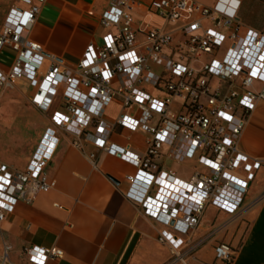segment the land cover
<instances>
[{
    "label": "built area",
    "instance_id": "obj_1",
    "mask_svg": "<svg viewBox=\"0 0 264 264\" xmlns=\"http://www.w3.org/2000/svg\"><path fill=\"white\" fill-rule=\"evenodd\" d=\"M18 1L23 6H10L0 22V48L8 46L15 53L11 66L0 69V86L27 80L37 89L32 102L47 111L63 84V103L62 109L51 113L24 169L0 162V221L17 201L31 202L55 186L45 165L59 134L65 132L83 136L97 150L134 166L135 172L125 176V196L164 227L157 240L169 244L175 259H181L183 236L197 226L204 209L212 205L236 213L254 171L264 164V159L251 158L238 148L248 115L257 101H264V34L253 29L240 33L239 0L234 6L233 0H216L211 6L196 0H149L148 13L168 22L187 21L179 27L181 38L174 47L171 31L147 25L141 30L144 41L138 43L132 12L139 0H110L99 22L112 30L102 35L101 44L88 42L74 65H61L26 34L44 0ZM202 20L210 25L204 26ZM227 40L221 59H209ZM170 45L174 49L165 52ZM184 48L186 52L181 53ZM177 53L189 63L174 60ZM202 57L201 65L192 66ZM45 58L49 66L40 73ZM146 85L165 95L152 96ZM116 98L122 112L107 119L105 108ZM176 100L182 111L173 109ZM116 126L142 129L147 134L144 152L110 142ZM163 146L170 159L194 160L201 168L186 179L172 169L160 168L154 159ZM7 250L0 264H6ZM24 252L36 264L64 254L56 246L37 245L25 247ZM214 255L222 264H233V249L227 242H218Z\"/></svg>",
    "mask_w": 264,
    "mask_h": 264
},
{
    "label": "crops",
    "instance_id": "obj_2",
    "mask_svg": "<svg viewBox=\"0 0 264 264\" xmlns=\"http://www.w3.org/2000/svg\"><path fill=\"white\" fill-rule=\"evenodd\" d=\"M196 1L211 6L216 0ZM233 1L234 6L237 0ZM109 2L44 0L26 34L41 43L45 53L54 56L59 64L74 65L88 42L101 44L102 35L112 30L99 22ZM148 2L139 0V5L132 12L138 43L144 41L141 30L147 25L171 31L174 47L181 38L178 29L187 20L164 21L147 12ZM12 5L23 6L18 0H0V22ZM237 18L241 30L253 29L264 34V0H239ZM202 24L210 25L206 20H202ZM173 47L166 46L163 50L168 53ZM14 57L10 47H1L0 69H8ZM48 60L45 58L40 73L49 66ZM16 83L23 85L24 93L11 94L26 98L31 106L27 107V115L0 113V162L10 168L24 169L49 124L51 113L62 109L64 85H59L49 109L43 111L31 100L37 92L36 87L27 80ZM144 88L152 96L162 98L165 95L148 85ZM12 96L0 93V101ZM3 106L12 107L6 102ZM172 107L176 111L184 109L177 100ZM121 112L119 98L105 108L107 119ZM157 120L154 116L153 123ZM146 137L140 128L128 130L116 126L110 142L142 154ZM238 148L251 158L264 159V101H257L248 115ZM90 153L95 154L93 159L88 157ZM166 153L163 146L154 159L155 163L160 168L172 169L180 177H190L194 170L201 168L194 160L175 161ZM45 172L55 179V186L38 193L31 202L17 201L0 221V257L7 247L6 264H36L24 252L25 247L32 245L62 249V258L48 259L44 264H222L215 258L214 246L223 240H220L219 233L214 236L209 232L213 220L205 216L214 208L215 214L245 217L247 220L241 241V234L232 243L223 241L233 249V264H264V164L254 171L242 208L236 213L229 214L212 205L204 209L197 226L183 236L181 259H175L169 244L157 240L158 232L164 227L143 214L140 207L125 196L128 186L125 176L135 172L128 161L97 150L95 144L83 136L76 138L61 132L45 165Z\"/></svg>",
    "mask_w": 264,
    "mask_h": 264
},
{
    "label": "rangeland",
    "instance_id": "obj_3",
    "mask_svg": "<svg viewBox=\"0 0 264 264\" xmlns=\"http://www.w3.org/2000/svg\"><path fill=\"white\" fill-rule=\"evenodd\" d=\"M246 30H241L240 33L244 34ZM184 38V37H183ZM229 44V41H224L223 44L219 47V49L216 51L214 55H210L209 59L211 57H216L217 59H221L223 53L227 49ZM186 49L184 48L181 53H185ZM173 59L182 63V64H188L189 60L187 57L180 59L179 54L173 56ZM203 63V57L201 60H194L192 61V66H199ZM23 85L20 83L15 84H6L4 86L0 87V93H9L12 97L4 99L5 101H0V113H7L10 114L12 112H15V115H27V111L29 106L31 104L26 98L16 96V94L11 93H24L23 92ZM8 106L9 104L12 105L11 108L8 109L3 104ZM200 102L203 103V98L200 99ZM7 116V115H6ZM3 127H8L5 124H2ZM183 179L188 178L187 177H181ZM213 207V206H212ZM214 208V207H213ZM215 210V208H214ZM214 210H208L205 214L206 218L210 221L213 220L212 226H210L209 232L212 233V235L219 233L220 234V240L223 241H229V243H232L233 239H237V236L241 234L239 240H242V236L244 235V232L246 230V218L245 217H231L227 215H221V214H215ZM211 235V234H210Z\"/></svg>",
    "mask_w": 264,
    "mask_h": 264
},
{
    "label": "water",
    "instance_id": "obj_4",
    "mask_svg": "<svg viewBox=\"0 0 264 264\" xmlns=\"http://www.w3.org/2000/svg\"><path fill=\"white\" fill-rule=\"evenodd\" d=\"M112 181H114V182H116V180L115 179H113L112 177H109Z\"/></svg>",
    "mask_w": 264,
    "mask_h": 264
}]
</instances>
